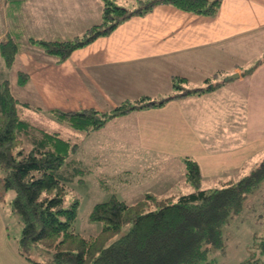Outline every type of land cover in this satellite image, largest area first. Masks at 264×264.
<instances>
[{
	"label": "crops",
	"instance_id": "crops-1",
	"mask_svg": "<svg viewBox=\"0 0 264 264\" xmlns=\"http://www.w3.org/2000/svg\"><path fill=\"white\" fill-rule=\"evenodd\" d=\"M3 1L5 22L10 14L19 25L12 30L30 29L31 36L60 39L100 22L104 5L103 0H25L17 5ZM10 32L2 28L0 39L12 37ZM262 52L264 0H222L213 16L160 4L125 19L61 62L46 52L26 55L22 70L29 79L23 85L30 95L40 94L50 109L106 110L142 96L159 101L187 91L175 89L174 75L187 77L190 89L214 83L213 89L117 115L82 141L93 135L97 159L106 156L98 151L108 148L116 150L117 157L128 149L138 157L155 155L154 164L184 166L185 157H191L203 175L239 168L264 141ZM216 71L219 74L208 81ZM236 72L237 77L223 80ZM218 125L236 130L232 145H209Z\"/></svg>",
	"mask_w": 264,
	"mask_h": 264
},
{
	"label": "trees",
	"instance_id": "trees-1",
	"mask_svg": "<svg viewBox=\"0 0 264 264\" xmlns=\"http://www.w3.org/2000/svg\"><path fill=\"white\" fill-rule=\"evenodd\" d=\"M3 1V0H2ZM0 0V5L1 2ZM13 5L25 0H5ZM100 22L89 26L84 33L68 39H44L31 36L33 42L55 56L58 62L73 51L108 35L125 19L143 15L160 4L179 9L215 15L222 0H134L131 4L119 0H103ZM0 49L10 66L19 51V43L9 37L0 41ZM214 72L210 81L219 74ZM29 79L20 70L18 82ZM189 79L174 75L176 90L187 93L213 89L187 88ZM183 93L169 95L156 101L150 96L125 100L106 110L87 107L78 110L51 109L55 118L75 129L90 133L101 128L111 118L136 109L163 105ZM30 105L19 99L11 81H0V168L4 183L15 192L14 209L20 214L23 228L19 253L36 264H198L209 257L212 249L225 245L223 227L231 215L239 213L244 200L264 181V157L238 181L224 182L219 187H202V171L197 160L185 157L187 180L195 189L177 196L158 197L147 194L143 199L128 203L116 196L98 202L90 213L93 220L104 226L96 235L86 236L75 229L80 201L75 198L65 205L70 183L85 173L82 160L71 156L79 143L64 137L59 131L34 124L21 113V106ZM129 229L118 235L124 226ZM115 235V238H113ZM36 250L48 261L31 256ZM1 264V263H0Z\"/></svg>",
	"mask_w": 264,
	"mask_h": 264
},
{
	"label": "rangeland",
	"instance_id": "rangeland-1",
	"mask_svg": "<svg viewBox=\"0 0 264 264\" xmlns=\"http://www.w3.org/2000/svg\"><path fill=\"white\" fill-rule=\"evenodd\" d=\"M2 4L0 5V31L2 28L7 31L11 30L10 34L19 43V51L14 63L9 66L0 49V81L8 78L15 95L24 102L29 101L30 105L21 106V113L24 117L48 130L61 131L64 137L80 143L78 149L71 156L82 160L86 171L81 176L82 179L77 178L70 183L65 201V205H69L75 198L80 201L78 216L74 224L77 231L86 236L98 234L104 223L91 219L90 213L95 204L112 196L133 203L143 199L147 194L163 197L172 194L180 195L195 189L187 180L186 164L184 166L154 164L151 160L155 158V155L145 153V156L138 157L134 155L132 149L121 150L118 157L113 148L99 150L98 153L103 151L106 156L97 159L93 135L82 143L87 135L85 130L72 128L67 123L55 118L40 94L30 95L28 85L18 82L19 71L26 66V55L30 58L36 52L46 51L40 44L31 41L30 29H21L17 32L12 30L19 25L15 24L13 16L10 14L5 22ZM44 39L60 38L44 37ZM0 41L2 40L0 39ZM46 54L51 55L47 52ZM261 54L263 56L264 52ZM228 76H225L223 80L232 79ZM236 134L234 128L230 127L226 130L223 125H218L212 140H209L208 143L214 147H226L234 143ZM161 157L166 156L162 155ZM263 157L264 141L239 168H225L203 174L202 187L214 188L223 185L222 183L227 180L238 181L248 174ZM4 173V169L0 168V263L36 264L19 253L18 245L23 221L13 207L12 200L15 192L5 186ZM212 180L218 182H210ZM172 186H175L176 189L170 192L168 189ZM129 227V224L124 226L118 235ZM223 236L225 245L222 248L212 249L208 259L202 260L198 264H264V181L244 200L241 211L231 215L229 222L223 227ZM50 255V252L41 255L36 250L31 251V256L38 261H48ZM88 264H92V262Z\"/></svg>",
	"mask_w": 264,
	"mask_h": 264
},
{
	"label": "water",
	"instance_id": "water-1",
	"mask_svg": "<svg viewBox=\"0 0 264 264\" xmlns=\"http://www.w3.org/2000/svg\"><path fill=\"white\" fill-rule=\"evenodd\" d=\"M239 75V73H233L231 75L228 76V78H232V77H237ZM187 93V91H184L183 94Z\"/></svg>",
	"mask_w": 264,
	"mask_h": 264
}]
</instances>
